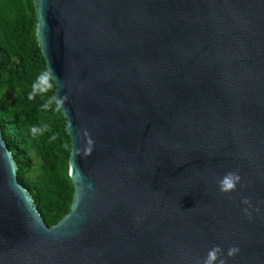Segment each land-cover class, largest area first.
<instances>
[{"label":"water","instance_id":"obj_1","mask_svg":"<svg viewBox=\"0 0 264 264\" xmlns=\"http://www.w3.org/2000/svg\"><path fill=\"white\" fill-rule=\"evenodd\" d=\"M33 3L74 198L48 227L0 130V264H264V0Z\"/></svg>","mask_w":264,"mask_h":264},{"label":"trees","instance_id":"obj_2","mask_svg":"<svg viewBox=\"0 0 264 264\" xmlns=\"http://www.w3.org/2000/svg\"><path fill=\"white\" fill-rule=\"evenodd\" d=\"M36 30L33 0H0V130L16 162L18 182L32 196L45 224L53 227L73 204L71 139L63 111L56 109L52 80L45 94L28 99L37 77L47 71ZM7 90L16 92L11 101L5 99ZM33 127L45 130L33 135ZM33 156L41 164L34 177Z\"/></svg>","mask_w":264,"mask_h":264},{"label":"clouds","instance_id":"obj_3","mask_svg":"<svg viewBox=\"0 0 264 264\" xmlns=\"http://www.w3.org/2000/svg\"><path fill=\"white\" fill-rule=\"evenodd\" d=\"M52 79H53V74H52L51 70H48V71L41 73L37 77L34 84L32 85V91H31V94L29 95L28 99L31 100L37 95L42 96L43 94H45L52 87V84H51ZM56 100H57L56 109L59 110L62 102L59 100V98H56ZM51 103H52V101L49 100L47 103L44 104V108L47 109ZM44 130L45 129H43V128L33 127L31 129V132L33 135H36L37 133L42 132ZM236 179L238 181L239 177H237ZM230 187H231V185H230ZM244 203H248V201L246 200V201H244ZM237 251H238V249H235V248L230 249L228 255L232 256ZM210 258L215 259V255L210 254ZM221 264H223V262H221Z\"/></svg>","mask_w":264,"mask_h":264},{"label":"rangeland","instance_id":"obj_4","mask_svg":"<svg viewBox=\"0 0 264 264\" xmlns=\"http://www.w3.org/2000/svg\"><path fill=\"white\" fill-rule=\"evenodd\" d=\"M16 95V92L13 91V90H7L4 94L5 96V99L7 101H11ZM33 169H32V172L30 173L31 176H36L40 171H41V164L39 162V160L33 156Z\"/></svg>","mask_w":264,"mask_h":264}]
</instances>
